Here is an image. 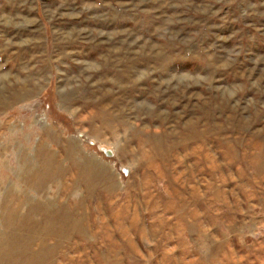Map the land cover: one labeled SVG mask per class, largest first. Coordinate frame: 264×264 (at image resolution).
Listing matches in <instances>:
<instances>
[{
  "label": "rangeland",
  "instance_id": "374dc122",
  "mask_svg": "<svg viewBox=\"0 0 264 264\" xmlns=\"http://www.w3.org/2000/svg\"><path fill=\"white\" fill-rule=\"evenodd\" d=\"M0 264H264V0H0Z\"/></svg>",
  "mask_w": 264,
  "mask_h": 264
}]
</instances>
